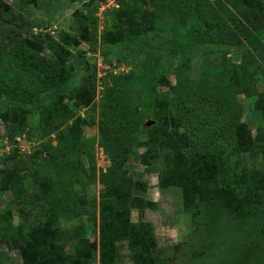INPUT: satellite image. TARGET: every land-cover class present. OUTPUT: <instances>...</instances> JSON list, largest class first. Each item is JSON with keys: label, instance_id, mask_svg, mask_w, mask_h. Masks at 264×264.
Listing matches in <instances>:
<instances>
[{"label": "rangeland", "instance_id": "1", "mask_svg": "<svg viewBox=\"0 0 264 264\" xmlns=\"http://www.w3.org/2000/svg\"><path fill=\"white\" fill-rule=\"evenodd\" d=\"M260 3L0 0V264H264Z\"/></svg>", "mask_w": 264, "mask_h": 264}, {"label": "trees", "instance_id": "2", "mask_svg": "<svg viewBox=\"0 0 264 264\" xmlns=\"http://www.w3.org/2000/svg\"><path fill=\"white\" fill-rule=\"evenodd\" d=\"M107 1L108 0H91V3L95 4L96 5V9H98V6L100 7L101 5L106 4ZM113 1H115V0H113ZM240 1L243 4H245V5H248V4L249 5H256V6L261 5L260 0H240ZM122 6H123V4L121 3V7ZM208 15L209 14L207 12L198 10V11H195L193 13V19L197 20V21L202 20V24L206 25V24H208V21H206V18H207ZM62 36H65V35L63 34ZM64 39L65 38H63L62 41L64 43L66 42L68 44V42L65 41ZM62 41H60V42L62 43ZM126 45H131L133 48L137 49L138 51H141L143 49V51L147 52L146 54H148V55H150L153 51H155L156 54H161V53H165V52H167L169 50L179 51L181 49L180 47H178L177 45H175L171 41H162V42L158 43L157 45H152L150 40L147 39V38H144V37L138 39L136 43L133 41V38L130 39V37L129 38H125V39H121L119 41H116L115 43L110 44L109 47L110 48H113V47L119 48V47H125ZM192 49H193L192 47L191 48L188 47L187 51L186 50L185 51L186 52H191ZM256 52L260 56L263 54L261 49H257ZM22 62L25 63L26 61L23 59ZM128 64H129V66L131 65L133 67V66L137 65V62H129ZM17 71H18V73L20 72L19 69H17ZM26 79H27V81H26ZM26 79H25V82L27 83L29 78H26ZM27 86H30V85H27ZM53 91H54V87L52 86L51 88H49V91L43 95L42 98H40L34 105H31V107H28V108L31 109V108L35 107L37 109V108H41L44 104H45L44 107H50L51 103L53 101V99H52L53 98L52 97ZM114 115H115V117H117V115H119V114H117V112H115ZM115 117L113 119H110V118L107 119L106 117H103L102 120H101V124H100L101 125L100 126V130H101L100 131V141H101L100 144H101L104 152L106 153V155L108 156V158L112 162V165L110 167L111 169H109L108 175H111L112 173H114V169L116 168L117 162H118V160L116 158L117 156L114 155L115 154V142L114 141L116 139L114 138V136H112V139H106V136H109L108 135L109 131L115 130V128L112 127V125H115L117 123V121H118V118L115 119ZM105 120L108 121L109 123L108 122L105 123L106 122ZM108 127H109V129H106ZM21 132H22V130H20V133ZM110 138H111V136H110ZM106 140H109L111 142V145L108 146L107 143H106ZM105 174H107V173H105ZM122 180H123L122 177L119 178V177L114 176L112 181L110 179H106V180L104 179V182L109 183V185H111L110 186V189H111L114 186H119L120 187L121 185H123L124 183L122 182ZM0 242H2V241H0ZM10 244H12V243H10ZM131 250L134 251L133 248H131ZM132 255H133V259L135 260L136 264H141L140 263V259L138 258L139 256L136 257V252L135 251L132 253Z\"/></svg>", "mask_w": 264, "mask_h": 264}]
</instances>
